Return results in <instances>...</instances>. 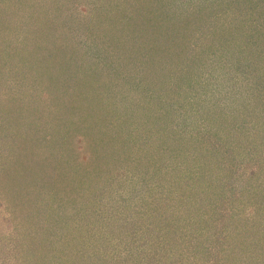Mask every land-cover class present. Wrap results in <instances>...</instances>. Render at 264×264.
<instances>
[{"label": "rangeland", "instance_id": "1", "mask_svg": "<svg viewBox=\"0 0 264 264\" xmlns=\"http://www.w3.org/2000/svg\"><path fill=\"white\" fill-rule=\"evenodd\" d=\"M0 264H264V0H0Z\"/></svg>", "mask_w": 264, "mask_h": 264}]
</instances>
